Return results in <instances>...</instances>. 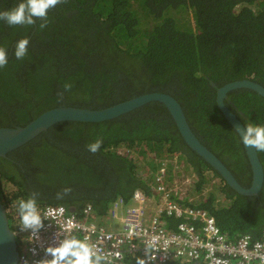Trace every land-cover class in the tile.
Listing matches in <instances>:
<instances>
[{
	"label": "trees",
	"instance_id": "16d2710c",
	"mask_svg": "<svg viewBox=\"0 0 264 264\" xmlns=\"http://www.w3.org/2000/svg\"><path fill=\"white\" fill-rule=\"evenodd\" d=\"M20 2L0 0V11ZM33 20L15 26L0 20V48L7 57L0 67V128L24 126L52 108L105 109L162 92L180 102L201 142L242 186L251 187L241 137L216 98L217 89L231 81L264 86V0H61L45 19ZM24 38L28 49L17 59ZM226 104L245 127L264 126V97L258 93L232 91ZM98 139L100 149L90 152L88 145ZM126 149L140 151L143 160ZM168 152L180 153L198 174L195 200L186 203L207 210L232 241L245 234L264 238V186L257 196L232 189L186 144L161 102L103 122L54 125L0 158V198L11 226L27 199L36 206L63 205L78 216L91 205L101 219L119 198L128 203L137 189L150 194L151 177L144 180V174L155 157L149 153ZM258 153L264 166V151ZM215 178L220 181L208 190ZM177 221L168 219L171 227ZM75 242L82 243L81 235ZM141 259L127 256L124 263Z\"/></svg>",
	"mask_w": 264,
	"mask_h": 264
},
{
	"label": "built area",
	"instance_id": "2783aa9c",
	"mask_svg": "<svg viewBox=\"0 0 264 264\" xmlns=\"http://www.w3.org/2000/svg\"><path fill=\"white\" fill-rule=\"evenodd\" d=\"M127 154L143 160L140 151L126 149ZM149 155L155 157L153 169L147 167L144 174V180L151 177L150 194L137 189L128 203L119 198L110 205L107 217L118 221L117 228L101 225L103 218L95 216L91 205L81 216L63 205H38L43 225L38 231L23 229L21 219L12 226L20 242L19 264H44L52 259L46 249L75 241L77 235L104 264H125L124 258L134 255L148 264H264V238L242 235L232 241L213 215L189 204L195 200L198 174L180 153ZM170 218L178 220L175 227Z\"/></svg>",
	"mask_w": 264,
	"mask_h": 264
},
{
	"label": "water",
	"instance_id": "95a60500",
	"mask_svg": "<svg viewBox=\"0 0 264 264\" xmlns=\"http://www.w3.org/2000/svg\"><path fill=\"white\" fill-rule=\"evenodd\" d=\"M212 84L215 86L214 83ZM239 89L252 90L264 97V86L253 80L243 79L228 82L217 89V106L242 140L246 127L226 104L228 94ZM150 102H161L168 108L186 144L208 162L232 189L243 196L260 194L264 186V166L258 151L243 144L253 171L252 185L246 188L242 186L226 164L193 132L180 102L172 95L162 92L143 94L105 109L71 106L52 108L24 126L1 127L0 158H6L9 153L29 143L58 123L67 121L103 122L129 113ZM19 258V243L10 224L6 207L0 198V264H19Z\"/></svg>",
	"mask_w": 264,
	"mask_h": 264
},
{
	"label": "clouds",
	"instance_id": "9594fccd",
	"mask_svg": "<svg viewBox=\"0 0 264 264\" xmlns=\"http://www.w3.org/2000/svg\"><path fill=\"white\" fill-rule=\"evenodd\" d=\"M61 0H21L10 10L0 11V20H6L10 26L34 23L33 17L45 19L48 11L54 8ZM44 25H41L43 27ZM29 41L27 38L19 40L15 55L21 59L27 52ZM7 64L6 51L0 48V67ZM242 143L257 151H264V126H253L249 124L243 132ZM102 144V140H96L88 145L90 152H97ZM195 197V196H193ZM21 222L23 229L38 231L41 228V216L37 212L34 199L21 200L19 204ZM263 239V238H262ZM259 239V240H262ZM254 241H258L253 239ZM46 254L51 256L50 261L44 264H100L101 257L92 259V252L87 245L81 242L65 241L57 247H49ZM72 259H69V258ZM137 264H144V260H138Z\"/></svg>",
	"mask_w": 264,
	"mask_h": 264
},
{
	"label": "crops",
	"instance_id": "0c3cea01",
	"mask_svg": "<svg viewBox=\"0 0 264 264\" xmlns=\"http://www.w3.org/2000/svg\"><path fill=\"white\" fill-rule=\"evenodd\" d=\"M103 223H106L107 226H112L114 228H117L120 225L118 221H112L107 216L103 217Z\"/></svg>",
	"mask_w": 264,
	"mask_h": 264
},
{
	"label": "rangeland",
	"instance_id": "374dc122",
	"mask_svg": "<svg viewBox=\"0 0 264 264\" xmlns=\"http://www.w3.org/2000/svg\"><path fill=\"white\" fill-rule=\"evenodd\" d=\"M191 19H192V16H191ZM218 181H220L218 178L212 179L211 185L208 187V190L211 188V186L214 182H218ZM196 199H197V197H196ZM101 222H103V220Z\"/></svg>",
	"mask_w": 264,
	"mask_h": 264
},
{
	"label": "flooded vegetation",
	"instance_id": "af4514ba",
	"mask_svg": "<svg viewBox=\"0 0 264 264\" xmlns=\"http://www.w3.org/2000/svg\"><path fill=\"white\" fill-rule=\"evenodd\" d=\"M82 33V32H81ZM245 235H248V234H245ZM250 236V235H249ZM252 237V236H251ZM253 238V237H252Z\"/></svg>",
	"mask_w": 264,
	"mask_h": 264
}]
</instances>
